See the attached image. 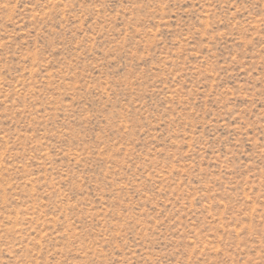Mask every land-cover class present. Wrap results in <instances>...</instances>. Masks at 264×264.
<instances>
[{"label":"rangeland","instance_id":"rangeland-1","mask_svg":"<svg viewBox=\"0 0 264 264\" xmlns=\"http://www.w3.org/2000/svg\"><path fill=\"white\" fill-rule=\"evenodd\" d=\"M0 264H264V0H0Z\"/></svg>","mask_w":264,"mask_h":264}]
</instances>
